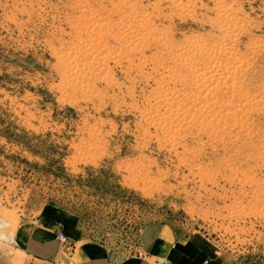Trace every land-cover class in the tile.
Segmentation results:
<instances>
[{
  "label": "rangeland",
  "instance_id": "rangeland-1",
  "mask_svg": "<svg viewBox=\"0 0 264 264\" xmlns=\"http://www.w3.org/2000/svg\"><path fill=\"white\" fill-rule=\"evenodd\" d=\"M49 210L63 249L264 264V0H0V264H72L15 245Z\"/></svg>",
  "mask_w": 264,
  "mask_h": 264
},
{
  "label": "crops",
  "instance_id": "crops-1",
  "mask_svg": "<svg viewBox=\"0 0 264 264\" xmlns=\"http://www.w3.org/2000/svg\"><path fill=\"white\" fill-rule=\"evenodd\" d=\"M44 217L21 223L14 237L15 245L30 261L61 258V250L72 264H215L209 252L194 237L180 238L165 225L144 228L136 250L124 258L113 259L99 243H82L63 249L55 226L59 214L49 210Z\"/></svg>",
  "mask_w": 264,
  "mask_h": 264
},
{
  "label": "built area",
  "instance_id": "built-area-1",
  "mask_svg": "<svg viewBox=\"0 0 264 264\" xmlns=\"http://www.w3.org/2000/svg\"><path fill=\"white\" fill-rule=\"evenodd\" d=\"M56 236H57L58 241H60V243L64 244L67 242L65 234H63V232L57 231Z\"/></svg>",
  "mask_w": 264,
  "mask_h": 264
},
{
  "label": "bare ground",
  "instance_id": "bare-ground-1",
  "mask_svg": "<svg viewBox=\"0 0 264 264\" xmlns=\"http://www.w3.org/2000/svg\"><path fill=\"white\" fill-rule=\"evenodd\" d=\"M187 58V57H186ZM210 65H211V63H210ZM71 67V66H70ZM72 68H74V67H72ZM192 68V67H191ZM216 68V67H215ZM227 68H228V66H227ZM223 69V68H222ZM236 69V68H235ZM215 70V69H214ZM225 70V69H224ZM76 71V70H75ZM200 71V70H199ZM204 72V71H203ZM221 72V71H220ZM75 73V72H74ZM99 73V72H98ZM200 73V72H199ZM86 75V74H85ZM198 75V74H197ZM220 75V74H219ZM195 76V75H194ZM218 76V75H217ZM224 76V75H223ZM231 76V75H230ZM80 77V76H79ZM228 79H230V78H228ZM232 80V79H231ZM82 81V80H81ZM200 81V80H199ZM79 82V81H78ZM169 104V103H168ZM199 106V105H198ZM170 107V106H169ZM175 109V108H174ZM179 110V109H178ZM175 111V110H174ZM164 114H166V113H164ZM177 115V114H176ZM202 115V114H201ZM172 130V129H171Z\"/></svg>",
  "mask_w": 264,
  "mask_h": 264
}]
</instances>
